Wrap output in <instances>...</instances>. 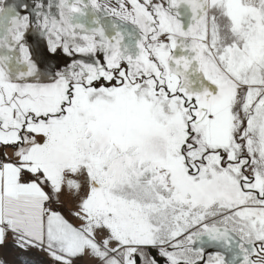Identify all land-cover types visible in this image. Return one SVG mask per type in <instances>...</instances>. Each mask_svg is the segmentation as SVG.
Listing matches in <instances>:
<instances>
[{
	"label": "snow or ice",
	"instance_id": "obj_1",
	"mask_svg": "<svg viewBox=\"0 0 264 264\" xmlns=\"http://www.w3.org/2000/svg\"><path fill=\"white\" fill-rule=\"evenodd\" d=\"M0 264H264V0H0Z\"/></svg>",
	"mask_w": 264,
	"mask_h": 264
}]
</instances>
